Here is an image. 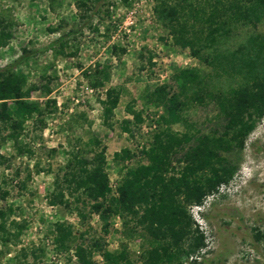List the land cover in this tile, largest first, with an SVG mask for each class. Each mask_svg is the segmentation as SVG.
I'll use <instances>...</instances> for the list:
<instances>
[{"label": "rangeland", "instance_id": "1", "mask_svg": "<svg viewBox=\"0 0 264 264\" xmlns=\"http://www.w3.org/2000/svg\"><path fill=\"white\" fill-rule=\"evenodd\" d=\"M153 2L102 0L96 4V12L89 15L91 7H87L85 15L80 16L84 11L75 7V0H0V17L10 22V38L0 47V67L18 55L23 57L13 67L23 84L16 98L7 99L6 104L11 109L15 99H21L36 103L41 111L23 118L14 143L8 135L15 134L16 128L0 124V209L5 212L10 230L9 220L24 223L15 244H0V264L11 262L19 247L28 249L25 261L30 264H77L72 256L74 243L86 245L96 237L109 251L125 248L129 263L119 264H141L140 255L151 241L133 220L127 231L120 218L110 214L107 232L102 233V222L87 204L74 203L63 190L68 204L49 205L47 195L52 191L54 177L61 182L67 152L85 149L91 136L105 147L104 170L109 194L114 195L128 167L147 163L143 152L159 128L155 119L162 107L147 103L145 90L160 84L170 85L169 91L176 90L172 74L178 68L194 66L201 73L210 71L188 47L173 43L152 14ZM251 29L264 35V20L253 28L234 29L231 45L243 41ZM60 34L67 41V54L53 55V41ZM95 69H103L107 80L92 88L88 78ZM222 79L217 78L213 84L224 85ZM107 87L117 89L118 99L105 123L99 101ZM126 105L139 112V122L125 111ZM216 113V105L204 98L185 108L183 117L188 128L184 123L169 126L177 133L187 129L190 140L171 155L167 173L176 174L183 149L195 137L213 129L220 133L222 121ZM123 119L128 120L127 131L121 128ZM16 144L27 151L17 152ZM122 149L127 150V155L114 159L113 153ZM220 154L234 171L200 205L187 207L193 221L191 229L201 232L203 246L191 256L181 254L179 260L183 264H264V113L255 119L240 148L231 143L229 150ZM74 205L83 211L82 220L77 218ZM55 221L71 226L74 238L67 252L53 248ZM91 258L101 263L97 252H92ZM204 259L207 261L202 262Z\"/></svg>", "mask_w": 264, "mask_h": 264}, {"label": "trees", "instance_id": "2", "mask_svg": "<svg viewBox=\"0 0 264 264\" xmlns=\"http://www.w3.org/2000/svg\"><path fill=\"white\" fill-rule=\"evenodd\" d=\"M100 1L75 0V7L84 11L80 16L85 15L87 7H91V15L97 11L96 4ZM152 14L166 28L173 43L188 47L206 63L210 71L201 73L194 66L178 68L172 74L176 90L169 91L171 86L168 84L145 90L144 100L162 107V113L155 119L159 128L150 146L143 152L147 163L128 167L115 186L114 195L109 194L111 189L104 170L105 147L91 136L85 143V149L67 152L61 182L54 177L47 202L49 205H67L63 199V190H66L74 203L80 201L82 206L87 204L88 210L97 214L102 222V233L107 232V217L110 214H116L127 231L131 230L128 224L133 220L134 225H138L151 241L140 255L141 264H183L179 260L181 254L191 256L203 246L201 232L195 227L191 229L193 221L187 207L200 205L206 195L227 182L234 167L225 163L220 152L229 150L231 143L240 148L255 119L264 113V35L251 29L243 41L231 45L234 29L239 26L253 28L257 22L264 20V0H154ZM9 26L10 22L0 17V47L10 38ZM53 42L56 43L53 55L67 54L64 51L67 44L64 34ZM22 58L18 55L0 67V124L8 123L16 128L15 134L8 135L13 143L23 118L31 113L41 114L34 102L15 99L16 104L11 109L6 104L7 99L16 98L23 84L21 75L13 71ZM93 73L88 78L90 87L101 86L107 80L103 69H95ZM222 77L224 85L213 84ZM43 88L48 91L47 87ZM103 95L99 102L101 117L106 123L116 106L118 91L107 87ZM204 98L216 105L222 129L220 133L213 129L195 137L183 149L178 159L182 164L176 174L167 173L171 155L190 140L187 129L177 133L169 126L184 123L188 128L190 125L183 117L185 108L191 103H201ZM125 111L135 122L140 121L139 112L130 105H126ZM122 122L124 125L121 128L127 131L128 120L123 119ZM15 146L17 152L26 150L20 145ZM126 155L127 150L122 149L121 152H114L113 158L123 159ZM73 209L77 218L82 220L84 213L81 208L74 205ZM5 221V212L0 209V244H15L24 223L11 219L8 222L10 230ZM70 227L63 221L53 222L52 243L56 252L68 251L74 238ZM261 235L264 237V231ZM27 251V248L19 247L18 253L15 252L12 261L7 264H30L25 261ZM92 252L98 253L100 264L129 263L125 248L109 251L100 237L91 239L86 245L74 243L72 248L77 264H96L91 258Z\"/></svg>", "mask_w": 264, "mask_h": 264}]
</instances>
